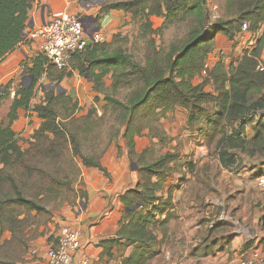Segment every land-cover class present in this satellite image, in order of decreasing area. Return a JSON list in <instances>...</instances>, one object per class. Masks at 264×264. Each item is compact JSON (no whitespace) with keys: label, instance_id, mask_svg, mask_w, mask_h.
Listing matches in <instances>:
<instances>
[{"label":"trees","instance_id":"trees-1","mask_svg":"<svg viewBox=\"0 0 264 264\" xmlns=\"http://www.w3.org/2000/svg\"><path fill=\"white\" fill-rule=\"evenodd\" d=\"M32 2L0 0V62L23 41ZM111 10H122L142 23L144 60L138 61L128 51L123 45L128 37L119 33L113 40L91 42L75 52L64 69L40 54L29 69L32 83L16 90L11 113L13 123L17 112L32 108L42 119L40 127L21 143L11 122L0 121V264H27L29 241L41 234V227L52 223L65 204L74 205L86 197L75 186L83 184V166L110 176L101 159L113 143L120 152L122 133L139 167L138 184L120 197L122 209L142 205L123 212L117 236L137 244V249L156 244L149 226L168 206L157 193L175 172L180 153L157 154L153 142L138 151L137 140L148 135L162 142L166 133L159 121L168 111H186V125H200L199 130L215 143L224 167L242 166L239 155L257 157L264 165V69L258 68L264 65V0H225L224 15L214 22L209 21L207 0H105L99 12L105 15ZM154 16L164 18L158 28H154ZM246 21L255 37L252 49L229 66L221 56L210 69V80L193 84L217 48L218 38L235 43ZM181 25H185L184 33L173 38L167 49L158 50L153 35L164 37L165 31ZM75 73L90 76L95 100L105 95L101 115L96 110L77 115V102L51 88H45L44 100L33 105L41 78L60 83ZM109 74L110 87L105 84ZM209 81L214 92L205 89ZM122 90H126L124 101L117 97ZM248 124L254 130L250 138ZM6 232L9 235L3 238Z\"/></svg>","mask_w":264,"mask_h":264},{"label":"crops","instance_id":"crops-1","mask_svg":"<svg viewBox=\"0 0 264 264\" xmlns=\"http://www.w3.org/2000/svg\"><path fill=\"white\" fill-rule=\"evenodd\" d=\"M104 1L33 0L23 40H27L30 30L48 22L56 12L67 10L80 15L89 41L98 31L105 33V41H110L129 14L111 10L101 15L99 9ZM213 53L207 59L211 64ZM108 76L111 78V74ZM172 112L166 116L169 118ZM171 121L175 119H167ZM251 125L246 126L249 138L254 134ZM169 134L175 145L178 131L174 129ZM180 139L184 145L180 147L176 170L157 193L159 201L167 200L168 206L149 226L156 244L137 249V244L117 236L124 212L120 197L139 181L137 163L127 147L118 142L120 152L113 143L101 159L110 176L98 168L83 166V184L75 186L84 190L86 197L56 211L53 222L29 241L27 264H49L47 250L55 245L64 228H81L76 260L86 259L88 264H235L254 250L264 254V191L257 183L258 176L264 173L261 159L242 155V166L227 168L221 164L217 151L211 150L207 138L185 129ZM216 205L227 206L231 216L212 227V220L218 215Z\"/></svg>","mask_w":264,"mask_h":264},{"label":"rangeland","instance_id":"rangeland-1","mask_svg":"<svg viewBox=\"0 0 264 264\" xmlns=\"http://www.w3.org/2000/svg\"><path fill=\"white\" fill-rule=\"evenodd\" d=\"M224 4H225V0H207L209 15H210V9L216 5L219 7L221 17H223ZM152 21L154 28H158L164 22V18L154 16L152 17ZM141 24L142 23L140 22V20L133 19L132 16L129 14L128 18L121 22L119 31L116 32L119 33L124 38L128 37V41L125 43L123 42V45H125L128 51L131 52L133 56L140 62L144 60V53H145L144 48L142 46L143 41L141 40L142 38L140 37ZM184 31H185V25H181L174 28L172 27L171 29L165 31L164 37L154 34L153 38L155 40V46H157L158 50L167 49L168 45L173 40V38H176L180 34L184 33ZM255 36H258V34H255ZM111 39L113 40V38ZM28 41L29 40H23L13 52L8 54L7 57L0 62V121L4 122L5 125L10 124L12 119L11 117L12 104L15 98L16 90L19 88V86L22 85L28 86L30 85V83H32L33 79L30 76L29 69L33 65L34 58L40 55L36 50V46L31 42L29 43ZM254 44H255V37H253L251 33L248 34L240 33L236 37L235 43H233L232 45L233 46L232 52L225 53V49L228 47L226 44V40L223 39L222 37H219L218 46L213 50L215 52L214 53L212 52L214 54L211 56L212 64L213 63L216 64L217 62H219L222 56L226 64L229 66V64H231L232 62H236L238 58L242 56L244 51L251 50ZM16 59L17 62L15 64H11L12 61ZM209 64L211 66L210 69L213 68L214 65L211 64V61H209ZM210 69H205L204 66L201 71V74L193 79V84L197 85L204 83L207 80H210ZM108 81L110 82L111 85L112 80L110 76L107 75L105 78V84H107ZM91 85L92 83L90 82L89 75L81 76L78 73H75L71 77L65 78L60 83L57 82L51 83L50 81H48L46 77H43L38 81L36 85L35 94L32 99V103L34 105L36 103L43 101L45 98L44 89L51 88L54 89L55 91L66 92L68 95H70L73 98L75 102H77L78 104V108L76 110L77 115L79 116L85 115L93 110H96L97 115H101L103 113V107L107 104V101L105 99L104 94L98 95V100H95L97 94L94 93ZM110 85L107 86L110 87ZM205 89L208 91L213 90L214 89L213 84L210 81L207 82L205 85ZM125 94H126V90L119 91L117 93V97L122 101H124ZM208 107L209 109L212 108V106H208ZM161 115L162 116H160L161 118L159 121V125L165 131L166 135L164 136L163 138L164 140H162V142L161 141L159 142L158 138L155 142H153L157 154H162L167 151L180 153V147H183L184 145V141L183 139H180V135L184 133L185 129L186 131L188 130V132L198 133V135H202L204 139L206 138L205 135L199 130L200 125H194L191 127L186 125V121L188 119L186 111H183L181 109H176L172 113H170L169 118L168 116H166V114H161ZM167 119L170 120L175 119V121L167 122ZM41 123L42 120L37 116V113L34 112L32 108L28 112L23 113V115L20 112H17L16 117L13 119V123L11 122L12 128L17 133V137L20 139L21 143H24V141L28 139L30 135H32L37 128L40 127ZM176 123H181V125L177 126ZM167 128H169V132L167 131ZM174 129H176L179 133L176 137L175 145L172 144L173 136L169 134ZM145 138L150 139L148 135H144L142 138H139L138 140V147L141 149L144 148L147 144ZM205 141L209 142L208 139H205ZM118 142L122 143V146L124 148L127 147L126 139L123 133L119 137ZM209 144L212 145L211 150L214 153H216L217 150L215 148V143L209 142ZM239 157L241 156L239 155ZM223 207L226 208L227 206L216 205L215 212L219 214L221 210H224ZM225 211L227 212L228 215L227 219L230 220L229 217L231 215L230 213H228V209L226 208ZM41 228L43 229L45 228V226H42ZM7 235L8 233L6 232L3 238L7 237Z\"/></svg>","mask_w":264,"mask_h":264},{"label":"built area","instance_id":"built-area-1","mask_svg":"<svg viewBox=\"0 0 264 264\" xmlns=\"http://www.w3.org/2000/svg\"><path fill=\"white\" fill-rule=\"evenodd\" d=\"M221 18L218 6L210 9L209 21L214 22ZM249 23L246 21L242 25L241 34L250 33ZM27 40L35 46L38 54L44 55L49 63L59 69L69 67L73 54L82 51L89 42H104L105 33L96 32L92 40L85 36L84 24L78 13L71 11L56 12L45 24L35 27L28 32ZM209 61L205 63V69H210ZM258 68L264 69L263 63ZM258 186L264 191V173L257 179ZM228 215L225 210H221L217 217L212 220L211 226H215L227 220ZM81 228H64L57 237L54 246L47 250L49 264H88L86 259L78 262L76 253L81 247ZM235 264H264V254L259 250H254L250 256L241 258Z\"/></svg>","mask_w":264,"mask_h":264},{"label":"water","instance_id":"water-1","mask_svg":"<svg viewBox=\"0 0 264 264\" xmlns=\"http://www.w3.org/2000/svg\"><path fill=\"white\" fill-rule=\"evenodd\" d=\"M223 39H225L226 40V44H227V48L225 49V53H230V52H232V50H233V41H231V40H228V39H226L224 36H221ZM90 43V42H89ZM17 62V59L16 60H13L12 61V63L11 64H15ZM23 113L24 112H22V115H23ZM139 140V139H138ZM138 140H137V148H138V151H141V148H139L138 147ZM145 140H146V143H149L150 142V139H148V138H145ZM142 205V203L141 202H138L136 205H134L133 207H131V208H125V211L124 212H126V213H130L132 210H134V209H137V208H139L140 206ZM123 215V212L121 213V216Z\"/></svg>","mask_w":264,"mask_h":264},{"label":"flooded vegetation","instance_id":"flooded-vegetation-1","mask_svg":"<svg viewBox=\"0 0 264 264\" xmlns=\"http://www.w3.org/2000/svg\"><path fill=\"white\" fill-rule=\"evenodd\" d=\"M14 64V63H13Z\"/></svg>","mask_w":264,"mask_h":264}]
</instances>
